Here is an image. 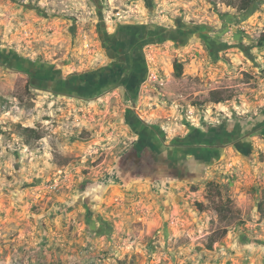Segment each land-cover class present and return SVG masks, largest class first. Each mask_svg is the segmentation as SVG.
I'll use <instances>...</instances> for the list:
<instances>
[{
  "label": "rangeland",
  "instance_id": "obj_1",
  "mask_svg": "<svg viewBox=\"0 0 264 264\" xmlns=\"http://www.w3.org/2000/svg\"><path fill=\"white\" fill-rule=\"evenodd\" d=\"M239 2L0 0V264H264V0Z\"/></svg>",
  "mask_w": 264,
  "mask_h": 264
},
{
  "label": "trees",
  "instance_id": "obj_2",
  "mask_svg": "<svg viewBox=\"0 0 264 264\" xmlns=\"http://www.w3.org/2000/svg\"><path fill=\"white\" fill-rule=\"evenodd\" d=\"M259 0H240L239 2V9L241 10H248L255 2H258ZM259 45H264V32L260 35L259 41H258ZM174 69H175V74L177 77L182 75L183 72V66L181 62L176 61L174 63ZM210 101L214 102V103H221L225 100L224 96L220 94L219 91L217 90H212L210 92ZM21 127V126H20ZM21 129L23 130V133L27 136L30 137L32 136V133H35V129L27 126V127H21ZM34 137L36 139L41 138L42 136L40 134H34ZM28 143L30 142L28 139L26 140ZM263 205V204H262ZM219 212V217L222 218V220H227L226 218V214L223 211H218ZM227 229L225 228L223 230L224 233H227Z\"/></svg>",
  "mask_w": 264,
  "mask_h": 264
}]
</instances>
